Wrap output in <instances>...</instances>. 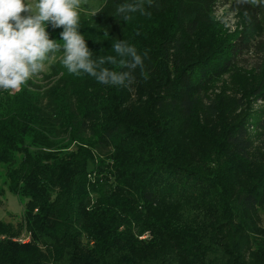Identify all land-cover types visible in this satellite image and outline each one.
<instances>
[{
  "label": "trees",
  "instance_id": "16d2710c",
  "mask_svg": "<svg viewBox=\"0 0 264 264\" xmlns=\"http://www.w3.org/2000/svg\"><path fill=\"white\" fill-rule=\"evenodd\" d=\"M156 3L151 22L124 21L112 0H94L91 9L103 11L79 19L91 32L90 50L112 24L139 54L149 50L128 87L69 73L56 54L40 78L0 105V165L8 190L22 198L30 235L26 243L0 239V264H264V232L252 217L264 185L239 183L254 146L248 127L264 142V107L253 121L223 128L214 141L222 150L201 163L175 147L188 132L182 118L213 78L250 52L264 64V7L231 0L252 26L221 44L191 13L173 30L177 0ZM254 92L264 104V78ZM167 106L180 120H140L142 109ZM8 224L0 219V236Z\"/></svg>",
  "mask_w": 264,
  "mask_h": 264
},
{
  "label": "rangeland",
  "instance_id": "374dc122",
  "mask_svg": "<svg viewBox=\"0 0 264 264\" xmlns=\"http://www.w3.org/2000/svg\"><path fill=\"white\" fill-rule=\"evenodd\" d=\"M112 1H118L119 4L122 2V0ZM82 2L88 5L90 9L94 5V0H82ZM156 2H159V0H156ZM155 9L156 6L151 8L146 6V12ZM190 13L193 19L202 21L203 25L208 27V34L221 44L228 43L242 32L251 30L250 27L252 26V19L245 14L243 9L232 5L231 0H177L175 12L172 15L173 30L176 29L178 24L184 22L187 14ZM83 15L85 14L81 13L80 17ZM260 16L262 17V15ZM131 17H134L135 21H139V23L153 21L148 14H141L140 12L132 13ZM149 18L150 20L147 21ZM114 19L116 18L113 17ZM80 22L79 20L78 28L86 40V45H92L94 41L90 42L92 38L90 30L80 29ZM108 26V35L99 32L100 35H104L103 38L106 41L101 42L99 40L101 43H94V47H91V50L95 51L99 58L108 55L115 56L116 53L112 49V44L119 39L125 40L122 30L124 27L115 26L114 24ZM45 30L49 33L50 39L63 43L59 41L62 28L53 29L48 22H45ZM260 55L262 56V54ZM260 55L250 52L244 55L243 59L228 73L213 78L205 86L203 96L193 115L190 118H182L183 122L186 121L188 132L184 134L181 140H177L175 147L177 151L180 150L187 155V160L201 163L208 157L209 153L220 152L222 142L220 140L214 141L220 136L223 128L244 120L253 121L251 118L256 116L259 110L264 107L259 96L254 92L260 80L264 78V64ZM48 63V61H45V70ZM255 63L261 65V67L255 65ZM105 64L108 65V63ZM23 87L24 85L21 86V90ZM21 90L18 92H21ZM18 92L5 90L0 93V105L6 97ZM140 112V120H145L148 116L159 115L164 116L167 121L177 120V118L180 120L181 118L179 117V110L169 106L151 109V111L146 107ZM139 113H137L138 117ZM199 122L202 127H197ZM248 131L254 145L250 154L251 164L244 171L239 183L251 190H260L264 185V142L260 138L257 139L258 133L252 126L248 127ZM27 141H30L29 137H26L25 142L27 143ZM20 155L15 154V158L20 159ZM5 181L4 167L0 165V219L5 223L8 222L10 226L9 236L3 234L0 239L11 238L19 243L29 242L30 235L24 226L23 220H21L23 214L22 198L20 197V200L17 195L10 192ZM261 200L264 201V193ZM252 217L253 221L264 232V204L254 207Z\"/></svg>",
  "mask_w": 264,
  "mask_h": 264
},
{
  "label": "clouds",
  "instance_id": "9594fccd",
  "mask_svg": "<svg viewBox=\"0 0 264 264\" xmlns=\"http://www.w3.org/2000/svg\"><path fill=\"white\" fill-rule=\"evenodd\" d=\"M236 4L264 7V0H236ZM146 6H157L156 0L121 3L116 14L128 21L131 13L150 15ZM84 10L94 17L103 7L90 9L82 0H0V89L20 91L27 81L42 76L45 61L56 54L69 73L88 74L103 85L128 87L135 80L134 70L139 68L143 74L149 50L141 55L123 39L112 44L115 56L92 59L93 53L78 30ZM45 22L53 29L62 28L59 41L63 43L49 38ZM105 63L127 70L114 71L104 67Z\"/></svg>",
  "mask_w": 264,
  "mask_h": 264
}]
</instances>
